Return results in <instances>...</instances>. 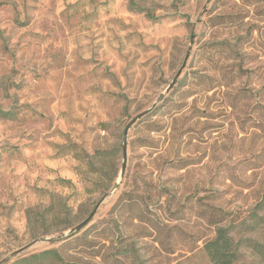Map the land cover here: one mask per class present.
Wrapping results in <instances>:
<instances>
[{
    "label": "rangeland",
    "instance_id": "rangeland-1",
    "mask_svg": "<svg viewBox=\"0 0 264 264\" xmlns=\"http://www.w3.org/2000/svg\"><path fill=\"white\" fill-rule=\"evenodd\" d=\"M129 1L0 0V264H264V0Z\"/></svg>",
    "mask_w": 264,
    "mask_h": 264
},
{
    "label": "trees",
    "instance_id": "trees-1",
    "mask_svg": "<svg viewBox=\"0 0 264 264\" xmlns=\"http://www.w3.org/2000/svg\"><path fill=\"white\" fill-rule=\"evenodd\" d=\"M129 2L133 8L140 9V7H138L133 0H130ZM145 14L151 19L157 18L149 10H147ZM172 86L170 88H172ZM0 116L12 118L14 113L11 110L0 109ZM74 233L76 232H73L68 236H71ZM240 243L241 241H233L231 236L228 234L226 227H217L216 235L204 242L203 249L212 264H233L237 258V248ZM46 259L56 260L57 264H79L77 262H66L55 248L44 249L37 253H31L30 255L23 257L21 260L27 262V264H42L41 260Z\"/></svg>",
    "mask_w": 264,
    "mask_h": 264
},
{
    "label": "water",
    "instance_id": "water-1",
    "mask_svg": "<svg viewBox=\"0 0 264 264\" xmlns=\"http://www.w3.org/2000/svg\"><path fill=\"white\" fill-rule=\"evenodd\" d=\"M189 56V49L188 51L186 52L185 56H184V59L181 63V66L179 67V69L177 70V72L175 73L174 77L172 78L171 82L169 83L168 85V89L175 83L176 79L178 78V76L180 75L182 69L184 68L185 66V63H186V60ZM147 112V110H144L140 113H138V115L131 120V122L127 125V127L125 128V130L123 131V140H122V147H123V163H122V166H121V171H120V174L122 175L123 172H124V168H125V161H126V144H127V132H128V128L129 126L131 125L132 122H134L137 118H139L140 116L144 115L145 113ZM95 212V209L85 218L83 219L80 223H78L77 225H75L72 229H70L69 232H74V231H77L79 229H81L83 226H85L88 221L91 219L92 215L94 214Z\"/></svg>",
    "mask_w": 264,
    "mask_h": 264
}]
</instances>
